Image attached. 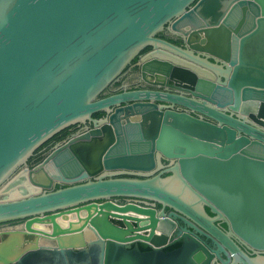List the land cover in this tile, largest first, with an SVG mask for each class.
Masks as SVG:
<instances>
[{"label": "water", "instance_id": "water-1", "mask_svg": "<svg viewBox=\"0 0 264 264\" xmlns=\"http://www.w3.org/2000/svg\"><path fill=\"white\" fill-rule=\"evenodd\" d=\"M147 47L142 76L177 92L100 98ZM166 207L218 249L187 229L168 250ZM18 220L0 264H264V0H0V224Z\"/></svg>", "mask_w": 264, "mask_h": 264}, {"label": "flooded vegetation", "instance_id": "flooded-vegetation-1", "mask_svg": "<svg viewBox=\"0 0 264 264\" xmlns=\"http://www.w3.org/2000/svg\"><path fill=\"white\" fill-rule=\"evenodd\" d=\"M158 37L169 40L173 43L178 44L179 46H187V40L189 38V36H186L182 33H177L172 29V24L169 23L165 26V28L160 31L157 34ZM198 38V36H196ZM153 50L152 47H147L145 48L139 55L138 57H136L131 64H129L126 69L123 71V73L101 94L100 98H105L108 97L110 95L113 94H118L121 93L125 90H161V91H170V92H177V90L169 87V86H164V85H157V84H153L152 82H148L144 79V77L142 76V69L141 66L139 65L142 57L147 54L149 51ZM150 79L153 81L155 80V77L150 76ZM157 103L159 105L163 104L160 101H157ZM173 109L175 110H179V111H187V112H191L194 116L200 117V118H204L206 120H210V121H214L213 119L204 116L203 114L199 113V112H195V111H191L188 108L176 104L174 105ZM107 115V113L101 111L98 113L94 114V117L100 118V117H105ZM236 116H238V118H240L239 116L241 115H237V113L235 114ZM253 121V120H252ZM254 122V121H253ZM255 123V122H254ZM90 125V122H79L76 124H73L69 127H67L66 129L62 130L61 132H59L58 134H56L55 136H53L50 140H48L46 143H44L34 154L33 157H31L29 159V166L33 167L34 165H36L37 163L41 162L46 155L59 143L64 141L65 139L71 137L73 134L77 133L78 131L82 130L85 128L86 125ZM257 124V123H255ZM165 164L168 165L170 163V160H164ZM63 185L58 184L55 186V188H59L62 187ZM137 199H135L132 196H119L117 197V201L119 203H127L130 201H135L136 202ZM157 209L161 210L162 209V205L161 204H157ZM208 213L215 217L217 216L216 214H214L210 208L206 207ZM165 211L167 212L168 216H170L171 218H173L176 222V230L175 233L173 235V237L170 239L169 246H167L168 250L174 249L179 247L182 242L184 241L183 239H181L182 233H184L187 229L194 234L195 236H197L210 250H217L218 249V245H217V240L210 235L204 234L195 224L190 223L189 221H187L183 215L178 214L177 212H175L173 209H171L170 207H166ZM24 221L22 220H18V221H11V222H5V223H1L0 224V230H8V229H15V228H19L21 227V224ZM121 223V221H118V223ZM218 227L220 229H222L225 232H229L231 229L230 226V221H226L224 219L221 220H217L216 221ZM4 236L0 237V240L3 239ZM29 238V237H28ZM237 242V244L249 255L251 256H257L259 255V250L256 249H251L248 248L245 243L243 242V240H239L234 238ZM142 246H144L146 249H149V247L146 244H141ZM177 245V246H176ZM233 262V257H230L229 255H226L225 253H221L220 257L217 258L215 264H232Z\"/></svg>", "mask_w": 264, "mask_h": 264}, {"label": "built area", "instance_id": "built-area-1", "mask_svg": "<svg viewBox=\"0 0 264 264\" xmlns=\"http://www.w3.org/2000/svg\"><path fill=\"white\" fill-rule=\"evenodd\" d=\"M118 202V201H117ZM130 202H135V201H130ZM119 203V202H118ZM127 203H129V202H127ZM120 204H126V203H120Z\"/></svg>", "mask_w": 264, "mask_h": 264}, {"label": "trees", "instance_id": "trees-1", "mask_svg": "<svg viewBox=\"0 0 264 264\" xmlns=\"http://www.w3.org/2000/svg\"><path fill=\"white\" fill-rule=\"evenodd\" d=\"M177 246V245H176ZM142 248L146 249L144 246H142Z\"/></svg>", "mask_w": 264, "mask_h": 264}]
</instances>
